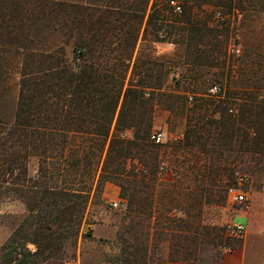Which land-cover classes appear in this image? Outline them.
Masks as SVG:
<instances>
[{
    "label": "trees",
    "instance_id": "trees-1",
    "mask_svg": "<svg viewBox=\"0 0 264 264\" xmlns=\"http://www.w3.org/2000/svg\"><path fill=\"white\" fill-rule=\"evenodd\" d=\"M212 4L242 13L263 8L264 0H0V200L17 199L28 213L16 230L23 241L5 253L7 263L38 264L77 236L94 186L118 185L130 217L138 210L136 194L124 193L129 184L138 175L153 183L162 176L170 200L185 204L187 230L201 204L214 205L236 186L238 171L223 163L236 145H258L244 129L264 128V95L243 77L231 86L227 29L212 26L214 14L204 12ZM168 43L177 47L172 55H155L157 44ZM11 59L19 78L8 119L1 109ZM219 79L231 89L219 85L209 94ZM161 113L174 128L180 121V132L156 130ZM159 133L164 139L155 143ZM32 157L37 172L30 177ZM133 231L132 224L118 229L127 255L115 264L138 262L128 253Z\"/></svg>",
    "mask_w": 264,
    "mask_h": 264
},
{
    "label": "rangeland",
    "instance_id": "rangeland-1",
    "mask_svg": "<svg viewBox=\"0 0 264 264\" xmlns=\"http://www.w3.org/2000/svg\"><path fill=\"white\" fill-rule=\"evenodd\" d=\"M155 1L151 0L152 3ZM204 12L207 15L214 14V17L218 12L223 13L227 20L219 24L213 17L211 25L224 32L227 29L228 45L229 40L234 38L239 47V54L230 56L233 62V67L228 74L231 86L233 87L243 77L251 80L252 85L256 81L264 95V7L258 5V8L254 10L238 13L233 9L228 11L226 7L212 4L204 6ZM222 34L221 38L224 39L225 35ZM176 48V46L170 48L166 44L156 45L159 55H172ZM11 61L14 62V67L7 73L6 91L2 93L7 105L1 109L8 119L13 114L19 78L17 59H11ZM224 72L227 73V69ZM226 83L224 79H219L209 84L220 85L230 90L229 82ZM196 92L201 91L196 90ZM188 93L192 92L188 90ZM166 119V113L157 116L156 130L164 132L166 136H172L174 134L168 135V133L170 128L174 127L168 125ZM175 124H178L174 128L175 131L180 132L183 125L181 127L178 120ZM253 126V129L246 127L247 129L244 130L250 134V138L258 139L255 149L243 148L239 151L234 142L235 152H230L229 155L226 153L229 156L228 161L223 164L229 166L230 173L235 170L238 171V175L245 177V182L240 189L250 198V213L254 211L258 215L259 205L264 202V128L261 123L259 126ZM160 159H163L162 155L158 158ZM27 168L29 176H35L37 160L30 158ZM135 178V181L127 187L129 191L124 193L128 197L132 193L136 194L134 198L135 211L138 210L136 213L128 217L126 201L121 199L122 190L118 185L106 183L101 188L94 186L77 236L64 240L60 248L53 250L48 260L43 261V258L39 257L38 264H115V260L121 258L120 262H123L127 253L123 255L124 245L117 242L116 234L118 229L131 224L134 226L135 239L131 238L130 243L133 248H128V253L132 251L136 253L138 258L136 264H217L220 254L230 249L223 245L227 242L236 245L241 240L230 237L225 231V225L233 220L237 208L229 204L223 191L218 194L214 205L203 203L198 208L199 213L194 211V215L197 214L198 218L193 219L195 223L187 230L181 220L186 221L188 216L185 211L180 210L185 207V204L183 200L176 199L174 202L170 200L169 183L165 182L162 176H159L157 183L148 179L143 181L140 175ZM145 182L149 185L148 187L144 185ZM118 201L123 204V208L112 206L113 202ZM171 203L173 209L167 213L166 209ZM27 214L25 206L19 200L9 197L0 200V264H3L2 258L7 263L5 253L10 247L19 245L23 241V233L18 234L16 230ZM234 223L244 226L246 221L244 217L238 215L234 218ZM126 236L129 237L128 234ZM26 250L32 253L35 247L32 244H26ZM18 251L22 252L23 249L18 247ZM191 252L192 256L189 255ZM47 254L46 252L45 255Z\"/></svg>",
    "mask_w": 264,
    "mask_h": 264
},
{
    "label": "crops",
    "instance_id": "crops-1",
    "mask_svg": "<svg viewBox=\"0 0 264 264\" xmlns=\"http://www.w3.org/2000/svg\"><path fill=\"white\" fill-rule=\"evenodd\" d=\"M238 215L246 221L245 235L240 240V246L225 250L217 264H264V202L259 205L258 215L254 211L250 213V210L237 211L235 217ZM1 261L9 264L3 258Z\"/></svg>",
    "mask_w": 264,
    "mask_h": 264
},
{
    "label": "built area",
    "instance_id": "built-area-1",
    "mask_svg": "<svg viewBox=\"0 0 264 264\" xmlns=\"http://www.w3.org/2000/svg\"><path fill=\"white\" fill-rule=\"evenodd\" d=\"M169 3L172 6L173 12L175 14H180L182 12L181 7L176 2L170 1ZM214 19L217 23L221 24L227 20V17L223 13L218 12L215 14ZM166 45L170 48L174 47L173 44H166ZM227 53L228 55H231V56H237L239 54V47L236 44V41L234 38H231L229 40ZM155 55L157 56L159 55V52L157 49L155 50ZM208 92L211 95H216L219 92V87L212 86L208 90ZM191 100H192V97H189V101ZM151 139H153L155 143H160L163 141L164 135L159 133V134L152 136ZM244 182H245V177L242 175H237L236 186L229 187L227 189L226 195H227L229 204L232 206H235L237 208V211L248 212L251 207L250 198L246 192L240 189V187L244 184ZM112 206L114 208H119V209L123 208V204L120 201L113 202ZM225 231L232 238L242 239L245 235L246 228L241 224H234L233 222H230L225 225Z\"/></svg>",
    "mask_w": 264,
    "mask_h": 264
}]
</instances>
